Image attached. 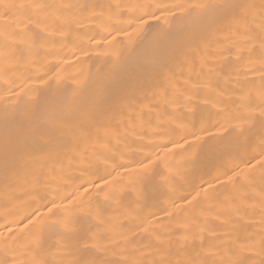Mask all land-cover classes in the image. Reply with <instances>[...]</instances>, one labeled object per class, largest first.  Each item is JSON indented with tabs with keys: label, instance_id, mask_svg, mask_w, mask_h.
I'll use <instances>...</instances> for the list:
<instances>
[{
	"label": "bare ground",
	"instance_id": "6f19581e",
	"mask_svg": "<svg viewBox=\"0 0 264 264\" xmlns=\"http://www.w3.org/2000/svg\"><path fill=\"white\" fill-rule=\"evenodd\" d=\"M2 2L25 4L41 0ZM43 2L145 4L150 5L148 11H152L158 6L223 0ZM172 13L176 14V19L171 18ZM155 14L160 19L150 20L140 33L136 31V24L126 27L127 13L123 18L114 16L111 27L105 26L107 11L103 24L77 13L73 19L79 23L66 25L54 38L50 20L47 24L36 23L37 19L43 21V12L13 10L7 16L0 15V30L15 31L19 33L17 39L23 40L19 70L0 75V110L5 103L14 104L17 95H24L28 90L24 99L36 100L51 114L56 108H66L65 99L71 100L79 93L73 119L78 132L84 130L90 134L88 139L80 141L79 150H75L72 133H58L55 143L59 145L56 149L59 158L49 161L45 169L47 175L31 190L27 185L23 189H6L0 175V233L6 235L12 228L19 234L23 224L39 214L42 223L47 225L42 243L53 252L61 241L59 233L65 227L88 237L89 244L109 245L134 234L136 244L143 245L149 240L145 228L162 230L163 225L176 226L178 220L190 219L193 210L186 207V201L196 197L198 192L201 195L195 203V214L204 209V215H208L206 210L212 208L211 219L220 226V231H224L223 221L228 214L236 215L229 198L234 194L242 196L244 189L234 186L228 177L260 159L254 151L255 143L259 142V125L246 134L247 143L244 136L237 135L236 126L241 123L238 117L245 109L241 107L238 93L231 88L221 97L215 92L208 95L210 90L205 87L194 112L192 105L181 108L165 103V91L172 97L177 81L183 84L189 75L194 83L206 84L208 65H204L198 77L204 41L200 42L201 52L195 55L192 68L184 63L182 55L174 53V48L183 42L195 13L186 17L180 9L169 7L163 15L159 11ZM169 24L173 30L168 42L154 47L155 37ZM33 36H36L35 42ZM225 36L226 32L221 31L210 37L212 48L220 47L215 41L224 40ZM113 37L115 43H111ZM117 54L119 70L107 82L104 94L94 96L98 81L107 75ZM161 63L166 65L163 72L158 70ZM216 67L219 71L221 66ZM2 131L0 122V134ZM259 172L257 167L255 174L259 176ZM102 181H107L108 187L97 194L96 186L103 188ZM209 186L219 194V199L216 195L204 197V189ZM85 189L89 191L85 193ZM108 192H114L115 197L106 199ZM53 203L71 211L62 208L58 216H51L48 209ZM76 203L81 207L76 208ZM89 208L91 216L86 214ZM177 211L178 216L169 217V213ZM216 212L225 215L216 220ZM24 242L26 237L21 235L16 244H10L7 253L0 248V260L30 259L31 254L25 256L21 247Z\"/></svg>",
	"mask_w": 264,
	"mask_h": 264
},
{
	"label": "snow or ice",
	"instance_id": "6c2138e0",
	"mask_svg": "<svg viewBox=\"0 0 264 264\" xmlns=\"http://www.w3.org/2000/svg\"><path fill=\"white\" fill-rule=\"evenodd\" d=\"M169 7L180 9L186 17H192L195 13L183 42L174 48V53L182 55L184 63L192 68L195 55L201 52L200 42L204 41L201 70L196 75L199 77L203 73L204 65H208V75L206 84L203 81L194 83L191 75L183 84L177 81L172 97H168L165 91V103L177 104L181 108L192 105L194 112L205 87L210 90L208 95L215 92L221 97L231 88L238 93L241 107L245 109L238 117L241 123L236 126L239 129L237 135L244 136L247 143L249 141L246 134L259 125V142L252 143H255L254 151L260 159L255 163H248L246 169L235 171L228 177L234 186L244 189L242 196L234 194L229 198V202L235 206L233 211L236 215L228 214L223 221L224 231H220V226L211 219L212 208L206 210L208 215H204V209L195 214V203L201 195L198 192L196 197L186 201V207L193 210L190 219L178 220L176 226L163 225L162 230L145 228L149 240L143 245L136 244L134 234L124 236L122 241H114L109 245L89 244L88 237L81 236L78 230L65 227L59 233L61 241L53 252L42 243L43 230L47 225L42 223L37 214L23 224L19 234L12 228L8 229L6 235L0 233V248L5 253L10 250V244H16L20 240L21 235L26 237V242L21 247L25 256L30 253L31 258L21 261L0 260V264H264V0H223L219 3L171 5L164 8L158 6L152 11H148L151 6L145 4H49L43 0L16 4L0 0V9H3L0 15L7 16L13 10L22 13L32 10L43 12V21L37 19L36 23L47 24L50 20L54 38L66 25L79 23V20L73 19L77 13L85 14L84 18L87 20L103 24L106 11V27L112 26L114 16L123 18L127 13L129 19L126 27L132 28L136 24V31L143 33L150 20L160 19L155 13L159 11L163 15ZM171 18L176 19V14L172 13ZM29 20L31 23V16ZM172 30L171 24L163 28L155 37L154 47L167 43ZM221 31L226 32L224 40L217 39L215 43L220 47L212 48L209 38ZM18 36L19 33L15 31L0 30V75L19 70V62L23 59V40H18ZM32 40L35 42L36 36ZM115 41L116 38L113 37L111 43ZM218 64L221 66L219 71L216 67ZM165 67L161 63L159 72H163ZM119 68L120 56L117 54L107 75L98 81L94 96L104 94L107 82ZM225 68L229 71L226 72ZM27 94L28 90H25L24 95L18 94L14 104L5 103L0 110V122L3 124L0 134V175L6 189H23L27 185L31 190L41 183V177L47 175L45 169L48 168L49 161L59 158L56 151L59 145L55 143L58 133L71 132L75 150H79L82 139L90 136L87 131L78 132L73 119L79 93L71 100L65 99L66 108H56L51 114L36 100H25L24 96ZM257 167L260 170L259 176L255 174ZM102 184L103 188L96 186L97 194L108 187L107 181H102ZM88 191L89 189H85V193ZM213 195L219 199V194L214 192L212 186L204 189L206 199ZM105 197L113 199L115 193H105ZM74 206L81 207L79 203ZM62 208L71 211L63 205L53 203L48 212L51 216H58ZM179 211L169 213V217L178 216ZM86 214L92 215L91 208ZM223 215V212H216V220H220Z\"/></svg>",
	"mask_w": 264,
	"mask_h": 264
}]
</instances>
